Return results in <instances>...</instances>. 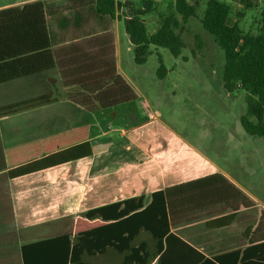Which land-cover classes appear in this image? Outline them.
Masks as SVG:
<instances>
[{
  "label": "crops",
  "instance_id": "1",
  "mask_svg": "<svg viewBox=\"0 0 264 264\" xmlns=\"http://www.w3.org/2000/svg\"><path fill=\"white\" fill-rule=\"evenodd\" d=\"M36 1L45 0H13L0 4V10ZM11 14L7 49L10 55H21L16 58L21 62L0 65V107L47 93L54 101L0 118V166L5 165L0 169V264H64L65 234L90 248L92 243H105L104 254L90 256L93 264H121L129 254L144 256L139 246L145 241L151 243V256L157 236L167 226L202 258L171 240L165 264H264V202L254 184L229 169L243 168L218 163L166 124L155 123L154 114L141 122L132 114L128 128L122 121L117 124L120 116L128 120L125 111L109 117L118 106L88 110L70 100L90 98L87 91L117 75L133 88L123 69V41L125 50L134 45L122 19H116L107 33L68 42H62L69 38L62 26H55L57 41L33 50L46 37H32L30 20ZM8 74L11 80L2 82ZM116 84L111 98L119 97L120 83ZM142 108L149 112L145 103ZM78 147L83 155L79 158L16 178L6 175ZM188 183H197L195 196L178 218L174 199L171 212L170 200L154 195ZM141 196L144 206L138 213L112 221L82 217L88 210ZM52 238L57 241L46 243Z\"/></svg>",
  "mask_w": 264,
  "mask_h": 264
},
{
  "label": "trees",
  "instance_id": "2",
  "mask_svg": "<svg viewBox=\"0 0 264 264\" xmlns=\"http://www.w3.org/2000/svg\"><path fill=\"white\" fill-rule=\"evenodd\" d=\"M232 1L236 0H174L172 10L167 14L160 15L159 26L153 33L149 31L146 17L155 11L156 0H141V7H136L131 1L121 3L117 0H45L32 2L22 7L5 8L0 10V65L8 66L10 61L12 63L21 62L16 59L21 55L16 53L10 55L7 49L11 13H19L20 18L17 20L22 21L25 18L30 20L29 23L34 27L32 37L35 38L38 35L46 37L47 40L42 45L38 43L33 46V50H44V48H49L51 43L57 41L53 33L55 26L58 28L62 26V31H65L69 37L64 38L62 42H68L82 38H93V36L107 33L112 30L114 21L120 18L123 20L130 42L135 46V61L142 64L152 54L151 46L168 49L171 55L176 58L182 56L186 47L182 37L183 23H186L190 18H198V10L201 4L205 2V10L199 19L203 29L213 36L215 42L224 51L223 87L229 93L238 90L245 92L248 110L240 118L241 126L247 134L264 138V13H262L259 22L258 32L246 31L240 24L245 17L244 10L251 5L246 2L242 11L234 13ZM122 8L124 11L117 15V11ZM25 14H30V18L23 16ZM167 72L168 69L161 60L157 69L158 77L163 79ZM12 77L8 74L5 79L1 80L7 82ZM116 81L120 83L117 88L119 97L111 98L112 95L116 94ZM87 92L92 95L90 98L77 96L71 97L70 100L88 110L95 108L110 109L138 100L133 88L119 75L115 77L114 81L105 83L103 87ZM108 99L112 100L113 103H108ZM53 101L52 94L47 93L9 104L0 107V118L48 105ZM79 149L81 147L18 167L8 171L6 175L10 179L16 178L61 164L73 158H79L83 156ZM4 168L5 165L2 164L0 169ZM196 184L178 185L154 196L164 197V201L170 200L171 212H173L172 199H174L176 216L183 218V208L186 202L195 196L194 186ZM144 199L141 196L91 209L84 212L82 217L88 220H118L142 209ZM104 227L98 228V231H103ZM61 237L64 239L62 252L64 264H93L90 259L91 255L106 252L103 241L92 243L90 248L85 242L77 239L71 240L68 234ZM157 238L158 240L153 244L154 251L151 256L147 255L151 243L145 241L139 246V249L144 251V256L129 254L121 259V264H152L156 260L157 264H165L168 261L167 250L171 245V240H175L181 246L197 253L198 259L202 258L195 248L184 242L178 235L170 234L169 226L164 228ZM54 239H48L46 243L57 241Z\"/></svg>",
  "mask_w": 264,
  "mask_h": 264
},
{
  "label": "rangeland",
  "instance_id": "3",
  "mask_svg": "<svg viewBox=\"0 0 264 264\" xmlns=\"http://www.w3.org/2000/svg\"><path fill=\"white\" fill-rule=\"evenodd\" d=\"M10 1L13 0H0V4ZM132 1L136 7L142 6L141 0ZM246 2L251 6L244 10L245 17L240 26L256 33L264 13V0L232 1L234 13L242 11ZM173 3L174 0H156L155 11L146 17L150 32L157 29L160 15L169 13ZM205 7L203 2L198 18H190L183 23L182 37L186 47L178 58L172 56L168 49L151 46L152 54L139 64L135 61V46L131 51L125 50L123 41V69L141 98L124 108L119 105V109L111 112L109 117L112 118L120 109L125 111L128 120L120 116L117 124L122 121L129 128L132 114L139 122L150 114L156 115L158 120L155 123L166 124L218 163L226 166L236 164L243 168L229 169L236 170L254 184L259 200L264 202V138L247 134L241 126L240 118L248 110L245 92L229 93L223 87L224 51L201 25L199 17ZM161 60L168 69L163 79L157 75ZM142 103L148 107V113L142 108Z\"/></svg>",
  "mask_w": 264,
  "mask_h": 264
}]
</instances>
